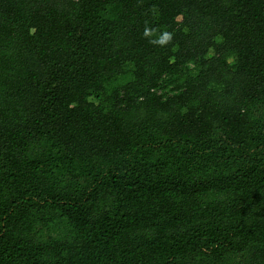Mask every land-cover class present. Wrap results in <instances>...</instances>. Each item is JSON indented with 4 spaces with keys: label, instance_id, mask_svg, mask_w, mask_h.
Returning a JSON list of instances; mask_svg holds the SVG:
<instances>
[{
    "label": "trees",
    "instance_id": "obj_1",
    "mask_svg": "<svg viewBox=\"0 0 264 264\" xmlns=\"http://www.w3.org/2000/svg\"><path fill=\"white\" fill-rule=\"evenodd\" d=\"M0 264H264V0H0Z\"/></svg>",
    "mask_w": 264,
    "mask_h": 264
},
{
    "label": "clouds",
    "instance_id": "obj_2",
    "mask_svg": "<svg viewBox=\"0 0 264 264\" xmlns=\"http://www.w3.org/2000/svg\"><path fill=\"white\" fill-rule=\"evenodd\" d=\"M143 35L146 38H151L149 39V43L159 46H166L167 44L171 43L173 39V34L171 32L165 30L160 32L159 35H157L156 30L152 29L150 26L147 25L143 30Z\"/></svg>",
    "mask_w": 264,
    "mask_h": 264
},
{
    "label": "rangeland",
    "instance_id": "obj_3",
    "mask_svg": "<svg viewBox=\"0 0 264 264\" xmlns=\"http://www.w3.org/2000/svg\"><path fill=\"white\" fill-rule=\"evenodd\" d=\"M162 87H163L162 91L165 92V93H167L168 92V87L166 85V82H163ZM90 100L95 101L93 99H90Z\"/></svg>",
    "mask_w": 264,
    "mask_h": 264
}]
</instances>
